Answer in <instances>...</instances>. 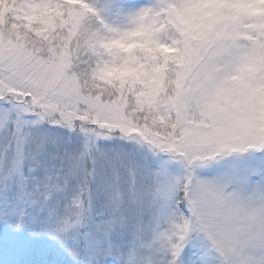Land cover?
I'll return each mask as SVG.
<instances>
[{"label":"snow or ice","instance_id":"snow-or-ice-1","mask_svg":"<svg viewBox=\"0 0 264 264\" xmlns=\"http://www.w3.org/2000/svg\"><path fill=\"white\" fill-rule=\"evenodd\" d=\"M0 264H264V0H0Z\"/></svg>","mask_w":264,"mask_h":264}]
</instances>
